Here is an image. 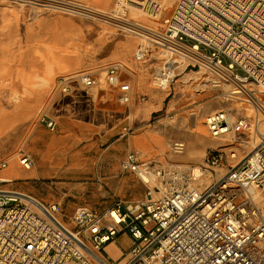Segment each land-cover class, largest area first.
Masks as SVG:
<instances>
[{
	"label": "built area",
	"instance_id": "obj_1",
	"mask_svg": "<svg viewBox=\"0 0 264 264\" xmlns=\"http://www.w3.org/2000/svg\"><path fill=\"white\" fill-rule=\"evenodd\" d=\"M162 0H117L109 13L89 9L142 34L134 57L143 60L156 52L159 64L151 81L165 89L187 68L206 67L233 85L255 104L254 118L227 109L206 115L209 134L232 142L247 131L254 135L252 148L240 159L230 144L209 147L202 162L155 161L131 149L121 159L122 170H131L146 186L136 201L115 198L102 210L79 205L73 225L58 214L60 201L46 202L32 193L7 187L0 176V264H264V213L246 193L247 184L264 189V102L254 92H264V0H176L167 20ZM133 8L151 16L155 24H127ZM134 70L121 61L92 68L57 80L58 89L69 92L73 83L109 86L119 90L123 103L134 93ZM129 75V76H128ZM52 130L57 122L39 115ZM133 129L123 126V134ZM238 145V144H236ZM183 152L186 143H175ZM34 162L22 149L20 163ZM227 168L215 176L218 167ZM2 167L7 161L1 162ZM206 175L211 181H204ZM204 181V182H203ZM201 183V184H198ZM128 232L132 246L120 258L105 254L116 237Z\"/></svg>",
	"mask_w": 264,
	"mask_h": 264
},
{
	"label": "bare ground",
	"instance_id": "obj_2",
	"mask_svg": "<svg viewBox=\"0 0 264 264\" xmlns=\"http://www.w3.org/2000/svg\"><path fill=\"white\" fill-rule=\"evenodd\" d=\"M17 1L21 3L20 7L15 4L16 2L14 0H0V77L3 83H6L4 87L8 86L5 88L7 91V98H4V94L0 92V148H9L16 145L18 142L20 147L23 142H26L27 139L25 137L22 138V134L27 129L28 117L31 112H27L26 118L22 122L23 116L21 115L20 109L29 106L34 107V110L37 111V109L43 105L46 92L48 90L51 91V95L53 90H55L56 82L54 76L59 72L65 71L68 67H71L72 64L79 66L90 62L91 56L96 53L99 46L109 39L106 37L109 36L110 31L106 30L105 35L101 34L93 42L90 41L91 31L85 28L82 29L80 24H72L65 19V16L75 15L81 18L85 17V15L92 16L99 21H103V23L100 22V24L103 25L105 29L109 26L106 22L116 25L114 21L107 17H102V15L91 14L89 13L90 11L82 12L76 9L62 7L59 5L60 3L55 1ZM175 1L176 0H162L164 5H167L165 11H168L169 7H171ZM100 3L101 2L98 0V3L79 1L76 4L80 6L78 7L80 9L84 7L85 10L95 9L100 13L111 12L108 7L100 5ZM26 4H32L31 7L35 9L34 16L27 20L23 16L25 13L23 9L26 8ZM39 4H46L57 9L41 12L37 9V5ZM140 15L138 20L133 21V23L141 27L147 26V24H144L142 21L144 15ZM150 22L151 24L157 23L153 20ZM114 30L117 31V28ZM121 32L123 35H127V54H125L126 60L120 61L127 65L128 68L132 67L130 66L132 63L147 62L150 56L141 61H136L134 57V53L142 40L141 32L130 27H127V29ZM119 41L120 39H111L110 48L115 47L116 44L117 46L120 45ZM82 42L87 43L85 51L83 52L80 51V46H78L81 45ZM106 51L107 49L100 51L101 53L99 55L103 57ZM18 55L20 63H16ZM104 66L105 65H97L93 68L102 71ZM156 66L157 64L152 66L150 71L146 73L145 82H142L140 86L142 91L146 88L150 93L160 98L158 103L149 107V112L152 110H159V108L163 106L164 101L174 93L171 86L161 89L153 85L151 77ZM80 69L83 68H79L73 73L81 71ZM203 71L202 68L190 70L184 76L177 79L179 88L176 89L177 92L171 98L172 101L178 103L175 121L186 113L189 117L194 115L193 117L195 119L200 120V122H205V108L216 107V103L219 102L230 103L229 107L234 111L241 108L239 107L240 105L232 103L234 101H230L233 100V98H240V96L235 94L233 88H229V82H227L228 84L226 83V87H223L224 82L212 76L205 75V71ZM193 83H195L194 88L189 86ZM80 86L82 88L85 87L82 85ZM189 87L196 91L194 92L196 93V97L201 94L206 95L202 98L205 97L207 99L197 110L188 109L187 89ZM259 92L260 91H256L254 93L258 100L264 102L260 94L261 92ZM227 96L229 99H225ZM48 98L49 95L47 99ZM50 100H52V98H50ZM143 103V98L140 97L137 114L141 112L142 107H140V105ZM53 104L54 100L52 101V105ZM252 104L254 103L252 102ZM154 113L155 112H151L152 115H154ZM202 129L204 132H207V125L205 124V126H202ZM47 137V143L38 146L35 150V154L41 156L39 162L27 165L28 168H34L44 175L56 173L55 176L58 180H65V177L81 176V174L92 170L96 156V143L93 139H80L78 137L67 138L66 134L60 132H49ZM245 140H248V138ZM176 142L183 143L184 141L177 140L175 143ZM174 144L170 143L169 146L175 150ZM15 152L18 159H20V150L17 149ZM143 154L150 158L149 152ZM19 162L18 160V166L20 167L21 165ZM223 166L226 167L225 165L221 167ZM223 172L225 171L219 169L218 175H221ZM1 177L14 180V178L10 176L4 175ZM210 178V175H206L204 181L210 182ZM63 180L61 182H63ZM245 190L246 193L251 194L250 197L254 199V203L255 201L257 202V197L259 196L257 187L247 184Z\"/></svg>",
	"mask_w": 264,
	"mask_h": 264
},
{
	"label": "crops",
	"instance_id": "obj_3",
	"mask_svg": "<svg viewBox=\"0 0 264 264\" xmlns=\"http://www.w3.org/2000/svg\"><path fill=\"white\" fill-rule=\"evenodd\" d=\"M87 1L98 3V0ZM99 2H101L100 5L109 7L113 0H99ZM65 19L72 24H80L82 29H89L91 31L90 41L92 42L101 34L105 35L106 30H109L110 34L106 37L109 39L103 42L96 53L91 56L90 62L79 66L72 64L71 67H68L65 71L59 72L54 76L55 82L57 77L72 74L79 68H83L80 70L92 69L97 65L101 66L113 61L126 60L127 35H123L122 32L119 31L116 32L113 27L110 26L105 29L100 22L86 16L81 18L75 15H69L67 17L65 16ZM111 39H120V45L117 46L116 44L115 47L110 48ZM86 44V42H82L81 45H78L80 46L79 49L81 52L85 51ZM105 49H107V51L102 57L99 55L101 53L100 51ZM149 56L150 58L147 62L130 63V66H132L131 68H133L135 72L130 76L134 84V93L129 103H123L120 100L119 90L117 88L109 86H85L82 88L79 83H73L69 92L61 90L56 91L52 97L50 95L51 91L48 90L43 105L39 107L37 111L34 110V107L29 106L20 109L21 115L23 116L22 122L25 120L27 112H31L28 117L27 129L22 134V138L25 137L27 139L26 143L24 144L23 142L24 145L22 144L23 146L21 145L20 147L19 142L9 148L1 147L0 163L2 161H7L8 165V161L11 158L20 161L15 152L17 149L20 150V152H22V149L29 151L33 158L35 155L36 163H38L41 156L36 155L35 150L38 146L47 143V134L49 132H60L66 134L67 138H91L96 143L97 151H95L96 156L92 170L87 172L95 174L96 176H94V178L100 173L104 175L101 181L97 179L98 181H96L94 185L100 189L102 188V190L104 186L108 188L114 186L119 189L120 192L124 194L127 193L128 201H136L144 195L146 190V186L131 170H126V172L123 173V178H117L116 172L119 171V169L122 171L121 159L126 156L129 150L135 149L141 151V153L149 152L150 158L160 162L173 160L183 163H199L204 156L203 152L206 146V141L202 136L206 133L202 129V126L206 124L204 121L200 122V120L192 116L189 117L184 113L180 119L175 121V124H172V126L168 125L166 126L167 128H160L162 127L161 123H163L161 122L162 119L152 120V118H150L152 117L151 112L153 113L156 111L152 110L149 112V107L158 103L160 98L150 93L146 88L143 91L140 88L141 83L145 82L146 73L159 61V58L155 54ZM17 62L20 63L19 55L18 59L16 58V63ZM5 84L6 83H3L0 77V92L4 94V98H7V91L5 88L8 86L4 87ZM48 95L49 98L47 99ZM140 97L143 98L144 103L140 105L142 109L141 112L137 114ZM50 98H52V100H50ZM53 100L54 104L52 105ZM220 107H224L223 103H216V107H207L205 108L204 115L210 113L212 110L221 109ZM41 111H44L56 120V129L52 130L46 123L40 122L39 117L37 122V115ZM128 122H131L133 129L128 135H124L123 126ZM151 125L154 127L150 128ZM102 140L105 141L102 143ZM177 140H183L187 145L186 150L180 154H175L176 152L178 153V151H175L169 146L170 143L174 144ZM104 143L108 144L105 150H102L101 147ZM19 164L22 169L28 168L20 162ZM6 167L0 166V176L5 175L14 178L13 176L19 174V171H15L14 169L11 171L7 170L8 174H6V170L4 169ZM28 169L33 179L41 175L40 172L34 168ZM218 174L219 169L215 171V176L217 177ZM8 187L26 191L25 189L11 187L9 185ZM36 197L38 196L36 195ZM59 200H61V198L57 199L54 197L46 202ZM73 206L76 208L79 204H73ZM130 240L132 241L131 237ZM109 245L117 247L115 240ZM121 253V249L115 251V259L120 258Z\"/></svg>",
	"mask_w": 264,
	"mask_h": 264
},
{
	"label": "rangeland",
	"instance_id": "obj_4",
	"mask_svg": "<svg viewBox=\"0 0 264 264\" xmlns=\"http://www.w3.org/2000/svg\"><path fill=\"white\" fill-rule=\"evenodd\" d=\"M16 3L17 6H21L20 2L17 1V0H14ZM49 1H55V2H58L60 3L59 5L62 6V7H66V8H71V9H76V10H79V11H82V12H89V9H84V7H82L81 9L78 8L80 6H78V3L79 1H82V2H88L87 0H62V1H57V0H49ZM116 2L117 0H113V2L109 5V11H112V9L116 6ZM176 2V1H175ZM174 2V4H175ZM174 4L169 7V10L168 11H165L166 9V6L164 7V11L162 12V15L160 16V18L164 21V20H167L171 14H172V10H173V7H174ZM32 4H26V8L23 9V12L25 10V13L23 14V16L25 17V19H30L34 16V13H35V9L33 7H31ZM37 9L40 10L41 12L43 11H48V10H55L57 8L55 7H52V6H49V5H46V4H39L37 5ZM22 10V9H21ZM97 11V10H96ZM68 12V11H66ZM91 14H94L92 13L91 11L89 12ZM141 13L138 12L137 10L131 8L128 13H127V24H130V25H133V21H136L138 20V17H140ZM87 16V15H85ZM89 18H92V19H95L94 17H90V16H87ZM102 17H105L102 15ZM24 19V18H23ZM97 20L98 22H102L103 21H99L98 19H95ZM151 20L155 21L151 16L149 15H144L142 21L144 22V24H147V26L149 25H152L151 24ZM115 22L116 25H118L116 22L117 20H112ZM105 23V22H104ZM107 25H109L110 27H113V29H116L117 28V31L121 32L123 30H125L124 28L120 27L119 25L116 26L112 25V23L110 24V22H106ZM105 23V24H106ZM138 30V29H137ZM116 31V32H117ZM152 54H155L157 57V53L156 52H153ZM159 64V61L157 62V65ZM191 69H195L197 70L198 68L197 67H193V68H187V70L180 76H184L188 71H190ZM202 69L205 71V75H209V76H212L213 78H216L218 80H221L222 82H224L223 84V87H226V81H224L223 79H221L216 73H214L212 70L206 68V67H202ZM203 71V72H204ZM204 76V75H203ZM59 77L56 78V85H55V90H53L52 92V96L54 95V93L56 91H60L58 89V86H57V80H58ZM203 78V77H202ZM228 84V83H227ZM194 85L195 83L193 84H190L189 86L194 88ZM173 90H174V93H172L170 95V97L168 99H166L163 103V106L161 108H159V110H157L154 115H152V120H156V119H162L161 122V125L162 127L160 128H167L166 126L168 125H171L172 124H175V118H176V115H177V111H176V108H177V105L178 103L177 102H174L171 100V98L174 96V94L177 92V88H179V85H178V81L176 80L173 84L170 85ZM229 88H233V85L231 83H229ZM188 88L187 89V93H188V99H187V103H188V109L189 110H197V108L203 104V102H205V100L207 98H202L205 94H201V95H198L197 97L195 96L196 91L192 90L191 88ZM260 93V92H259ZM237 95L240 96V98H233V100H230V101H234L232 103L234 104H238L240 105L239 107H241L239 110L237 111H234L232 110L229 105L230 103H223L225 109H227L228 111H231L233 112L235 115H243V116H246V117H249V118H254L255 115H256V111L257 109L255 108V105L252 104V101L249 100L244 94L238 92V93H235ZM261 97H263V100H264V92H261ZM206 96V95H205ZM216 98V97H215ZM225 99H229L228 96L225 97ZM221 108V107H220ZM219 109V108H218ZM217 110V109H215ZM215 110H212V111H215ZM44 112V111H41L38 113L37 115V122H38V117L39 115ZM259 114L261 117H264L263 113L259 111ZM207 115V114H206ZM205 115V116H206ZM194 115H192L193 117ZM121 120H124V119H121ZM154 126L151 125L150 128H153ZM260 129L262 131H264V123L260 124ZM128 135V134H127ZM205 139V149H204V152H203V155L205 156L206 152H207V149L209 147H220V146H223V145H227V144H230L229 146L232 147L233 149H235L237 151V158H233V157H229L230 159V162H233L242 158L253 146L254 144V135L251 133L249 134L247 131H243L242 133H239L237 136L238 137H246L248 138L247 142H237L233 145L232 142L230 141H227V140H224L222 138H214V137H211V135L209 134L208 130L207 132L205 133V135H202ZM103 141L105 140H102V143ZM26 142H24L25 144ZM23 144V145H24ZM108 143H104L102 145V150H105V147L107 146ZM238 144V145H236ZM22 145V146H23ZM173 150V149H172ZM97 151V150H96ZM181 152H176L175 154H180ZM34 155V154H33ZM203 156V157H204ZM203 157L202 159L200 160L203 161ZM35 155H34V162H36L35 160ZM7 159V158H5ZM3 159V160H5ZM166 161V160H165ZM173 161V160H172ZM0 166H1V163H0ZM14 170L15 171H19V174L13 176L14 177V180H11L10 182L8 183H4L7 187L8 185L11 186V187H16V188H20V189H25L27 192L29 191L30 193H32L34 196H38L37 198H40L44 201H49L50 198H61V210L58 212L59 216L67 223L73 225V222L71 221V217H72V214L74 213V206L73 204H76V205H90V206H93L95 209H98V210H102L104 208H106L107 206L111 205V203L115 200V198L117 197H121L123 198L124 200L127 201V193L124 194L123 192H120L119 189L115 188L114 186H112V188H108V187H103V190L102 188H98L96 187L94 184L96 183V181H101L102 177L104 176L103 174H99L96 178H94V176H96L95 174H92L90 172H85L83 174H81V176H77V177H65L66 179L63 180V182H61L62 180H58L55 176L56 173H53L52 175H44V174H41L39 175L38 177L34 178L32 177V175L30 174V171L29 169H22L21 167L18 166V161L15 159V158H11L9 161H8V165L6 168H4L6 171V174H8L7 170L11 171V170ZM227 167H219L218 169H222V170H226ZM122 169V168H121ZM126 172V170H120L116 172L117 174V178H123V173ZM88 173V174H87ZM62 178V177H60ZM98 179V180H97ZM258 192H259V196L257 197V202L255 201V203H257L263 210V213H264V189L262 188H257ZM130 200V199H129ZM107 205V206H105ZM251 205H254V200H253V203H251ZM130 237L131 235L128 233V232H123L121 234H119L116 239H115V242L117 243V247L116 246H113V245H108L105 249V254L109 257V258H112V259H115V255H114V252L115 251H119L120 249L122 250V253L120 256H122L127 250H129L132 246V241L130 240ZM118 258V257H117Z\"/></svg>",
	"mask_w": 264,
	"mask_h": 264
}]
</instances>
